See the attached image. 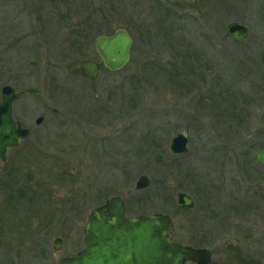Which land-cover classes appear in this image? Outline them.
<instances>
[{
	"label": "rangeland",
	"instance_id": "rangeland-1",
	"mask_svg": "<svg viewBox=\"0 0 264 264\" xmlns=\"http://www.w3.org/2000/svg\"><path fill=\"white\" fill-rule=\"evenodd\" d=\"M40 11L46 0H0V89L23 92L12 112L30 130L0 166V264L73 256L90 212L114 195L129 216L169 214L174 239L210 249L211 264H264V167L248 163L264 147V0H49V71L27 18L46 26ZM232 21L246 38L225 33ZM118 28L132 37L129 62L84 79L79 61L100 60L95 37ZM183 130L188 151L173 154Z\"/></svg>",
	"mask_w": 264,
	"mask_h": 264
},
{
	"label": "water",
	"instance_id": "water-1",
	"mask_svg": "<svg viewBox=\"0 0 264 264\" xmlns=\"http://www.w3.org/2000/svg\"><path fill=\"white\" fill-rule=\"evenodd\" d=\"M225 33L236 39H244L248 28L236 21L226 25ZM132 37L125 28H118L110 35L99 34L94 48L102 65L110 71L122 69L131 56ZM80 74L95 80L100 72L99 62L84 58L78 63ZM22 95L11 85L0 89V164L7 160L9 149L19 145L29 136L28 128L13 116V103ZM42 117L35 123L40 124ZM189 131L176 133L169 141L174 154L188 151ZM255 161L264 166V147L254 155ZM150 179L140 175L135 188L148 187ZM179 207L193 208V198L183 191L176 193ZM174 221L167 213L143 212L135 217L125 215L124 200L119 195L107 198L88 215L83 227L84 247L73 256H63L59 264H211L212 252L206 247L182 244L173 238ZM62 239L56 237L52 246L58 251Z\"/></svg>",
	"mask_w": 264,
	"mask_h": 264
},
{
	"label": "flooded vegetation",
	"instance_id": "flooded-vegetation-1",
	"mask_svg": "<svg viewBox=\"0 0 264 264\" xmlns=\"http://www.w3.org/2000/svg\"><path fill=\"white\" fill-rule=\"evenodd\" d=\"M153 1H163V0H153ZM26 17V16H25ZM31 15L29 14V16L27 17L28 18V20H29V22L32 24V27H31V29H32V31H33V33L37 36V40H36V42H40L39 44H40V49L42 50V52H41V55L43 56V50H45L46 51V54H47V57H45V62H46V65H47V71H49V0H46V12H45V14L42 12V11H40V14L39 15H37L36 17H37V21H39L41 24L42 23H46L47 25L45 26V25H34V23L31 21ZM27 18L26 19H24V17H23V19H22V21H21V24L22 23H26L27 22ZM26 25V24H25ZM24 26H21V28H23ZM26 28H27V26H26ZM40 34H43L44 36H39ZM31 38H29V39H22V41L20 42V44H21V46H23V47H28L29 45H30V43H32V41L30 40ZM31 46H33V45H31ZM37 48V47H36ZM96 51V50H95ZM97 53V52H96ZM97 56H98V58L100 59V57H99V55L97 54ZM98 62V61H97ZM99 64H100V66H101V61L99 60ZM79 70V69H78ZM81 75V74H80ZM82 76V75H81ZM83 77V76H82ZM84 79H86V80H89V79H87V78H85V77H83ZM94 81V80H93ZM22 92V91H21ZM22 94H23V92H22ZM22 96V95H21ZM20 99V98H19ZM18 100V99H17ZM16 101V100H15ZM14 101V102H15ZM55 112H57V110L56 109H53ZM13 113V112H12ZM39 117H42V116H39ZM15 118V117H14ZM36 120V119H35ZM42 120H43V117H42ZM20 121V120H19ZM21 122V121H20ZM22 124V123H21ZM22 126H24L23 124H22ZM25 127V126H24ZM27 128V127H26ZM29 130V129H28ZM29 133H30V130H29ZM27 138H25L24 140H26ZM24 140H22L20 143H19V145L18 146H16V147H14V148H11V149H9V151H8V153H7V159H8V155H9V153L12 151V150H14V149H16V148H18L20 145H21V143L24 141ZM7 162V160L5 161V162H3V163H1L0 164V166L1 165H3V164H5ZM3 173H4V176H8L9 174H10V170H8V169H6V170H4L3 171ZM104 203V202H103ZM103 203H101L100 205H102ZM100 205H98V206H100ZM124 207H125V202H124ZM125 215L126 216H129V215H127V212H126V207H125ZM129 217H132V216H129ZM82 238H83V235H82ZM62 239V238H61ZM84 244V243H83ZM83 247H84V245H83ZM196 247H200V246H196ZM188 262V261H187ZM186 263V262H185ZM184 263V264H185ZM192 263V262H191ZM195 264V263H194Z\"/></svg>",
	"mask_w": 264,
	"mask_h": 264
},
{
	"label": "trees",
	"instance_id": "trees-1",
	"mask_svg": "<svg viewBox=\"0 0 264 264\" xmlns=\"http://www.w3.org/2000/svg\"><path fill=\"white\" fill-rule=\"evenodd\" d=\"M187 58H193V56L191 55V54H188V56L187 55H185ZM184 57V56H183ZM193 62H191V63H183L184 64V66H188V65H190V64H192ZM261 143H255L253 146H257V147H263V145H260ZM253 146H251L250 148H252ZM225 149V148H224ZM232 150H233V147H232ZM231 150V151H232ZM242 154H244V156H246L248 153H249V149H246V150H244V151H242L241 152ZM228 155V154H227ZM227 155H223L222 157H223V159H226V160H228V158H227ZM221 157V158H222ZM215 161V160H214ZM15 162V161H14ZM255 162V161H254ZM250 165H254L255 166V168L256 167H264V166H260V165H258L256 162L255 163H252L251 161L250 162H248ZM8 170H10V174L8 175V179H9V184H10V188H13L12 186H17V185H20V179L18 178L19 177V173H18V170H15V168H11V167H9V169ZM207 187L210 189L211 187H210V185H207ZM9 188V189H10ZM208 190V189H207ZM9 193H12V190H10V192ZM254 264H256V262L254 263Z\"/></svg>",
	"mask_w": 264,
	"mask_h": 264
}]
</instances>
